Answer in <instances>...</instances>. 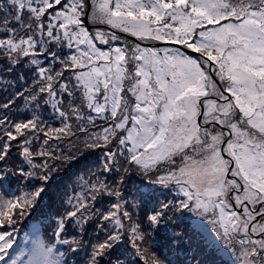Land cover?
<instances>
[{
  "label": "snow or ice",
  "instance_id": "1",
  "mask_svg": "<svg viewBox=\"0 0 264 264\" xmlns=\"http://www.w3.org/2000/svg\"><path fill=\"white\" fill-rule=\"evenodd\" d=\"M0 228V264H264V0H0Z\"/></svg>",
  "mask_w": 264,
  "mask_h": 264
},
{
  "label": "trees",
  "instance_id": "2",
  "mask_svg": "<svg viewBox=\"0 0 264 264\" xmlns=\"http://www.w3.org/2000/svg\"><path fill=\"white\" fill-rule=\"evenodd\" d=\"M14 214L19 211V209L13 210ZM26 225V220L21 219L20 222L16 225L17 229H23ZM2 230V228H0ZM20 235H23V231L20 232ZM52 237L50 235L49 229L46 226H41L40 230L31 238L29 242L30 248H50L53 244Z\"/></svg>",
  "mask_w": 264,
  "mask_h": 264
},
{
  "label": "clouds",
  "instance_id": "3",
  "mask_svg": "<svg viewBox=\"0 0 264 264\" xmlns=\"http://www.w3.org/2000/svg\"><path fill=\"white\" fill-rule=\"evenodd\" d=\"M49 249L52 251V260H55L59 256V254L55 251V244L53 243Z\"/></svg>",
  "mask_w": 264,
  "mask_h": 264
}]
</instances>
